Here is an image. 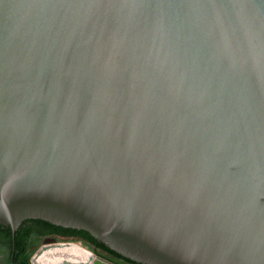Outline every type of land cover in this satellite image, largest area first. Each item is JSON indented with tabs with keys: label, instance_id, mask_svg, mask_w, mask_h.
<instances>
[{
	"label": "water",
	"instance_id": "95a60500",
	"mask_svg": "<svg viewBox=\"0 0 264 264\" xmlns=\"http://www.w3.org/2000/svg\"><path fill=\"white\" fill-rule=\"evenodd\" d=\"M24 219L264 264V0H0V224Z\"/></svg>",
	"mask_w": 264,
	"mask_h": 264
},
{
	"label": "trees",
	"instance_id": "16d2710c",
	"mask_svg": "<svg viewBox=\"0 0 264 264\" xmlns=\"http://www.w3.org/2000/svg\"><path fill=\"white\" fill-rule=\"evenodd\" d=\"M37 226L52 227L68 233L73 240L80 242L81 247L108 264H140L108 248L104 243L97 241L85 230L65 228L40 219H24L13 232H11L8 225L0 224L1 264H31L30 258L36 245L30 242V238L34 234V229Z\"/></svg>",
	"mask_w": 264,
	"mask_h": 264
},
{
	"label": "bare ground",
	"instance_id": "6f19581e",
	"mask_svg": "<svg viewBox=\"0 0 264 264\" xmlns=\"http://www.w3.org/2000/svg\"><path fill=\"white\" fill-rule=\"evenodd\" d=\"M88 250L78 244H57L42 248L33 258L34 264H85Z\"/></svg>",
	"mask_w": 264,
	"mask_h": 264
},
{
	"label": "flooded vegetation",
	"instance_id": "af4514ba",
	"mask_svg": "<svg viewBox=\"0 0 264 264\" xmlns=\"http://www.w3.org/2000/svg\"><path fill=\"white\" fill-rule=\"evenodd\" d=\"M34 234L30 238V242L36 245V248L31 255L30 263L32 260L33 255L39 250L44 247L50 245H57V244H78L80 245L79 241L73 240V238L68 235V233L63 232L62 230H58L56 228L47 227V226H37L34 229ZM41 235V236H40ZM2 263V259L0 257V264ZM32 264V263H31Z\"/></svg>",
	"mask_w": 264,
	"mask_h": 264
},
{
	"label": "rangeland",
	"instance_id": "374dc122",
	"mask_svg": "<svg viewBox=\"0 0 264 264\" xmlns=\"http://www.w3.org/2000/svg\"><path fill=\"white\" fill-rule=\"evenodd\" d=\"M95 257V256H94ZM31 263H32V260H31ZM33 264V263H32Z\"/></svg>",
	"mask_w": 264,
	"mask_h": 264
}]
</instances>
